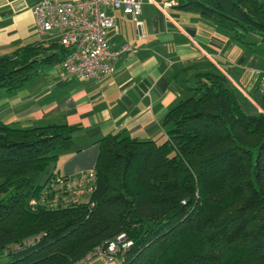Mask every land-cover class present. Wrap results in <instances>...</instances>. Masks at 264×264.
<instances>
[{"label":"trees","instance_id":"16d2710c","mask_svg":"<svg viewBox=\"0 0 264 264\" xmlns=\"http://www.w3.org/2000/svg\"><path fill=\"white\" fill-rule=\"evenodd\" d=\"M175 7L241 40L251 32L264 40V0H176ZM68 51L58 40H37L0 54V89L20 87ZM196 75L167 111L163 141L124 129L98 139L96 187L88 201L65 207L29 199L78 126L0 118V250L7 249L0 264H73L122 233L130 244L118 264H264V96L263 111L249 112L223 73L208 66Z\"/></svg>","mask_w":264,"mask_h":264},{"label":"crops","instance_id":"0c3cea01","mask_svg":"<svg viewBox=\"0 0 264 264\" xmlns=\"http://www.w3.org/2000/svg\"><path fill=\"white\" fill-rule=\"evenodd\" d=\"M37 1L0 0V54L29 42L51 40L34 30L31 6ZM165 1L170 3L164 5ZM175 3L143 0L136 16L139 30L131 15L115 12L118 30L107 29V42L112 46L133 43L135 51L123 56L113 72L98 78H67L55 63L18 88L0 89V118L6 123L78 126L71 147L59 152L48 173L75 177L94 169L98 139L121 129L134 138L163 141L167 111L188 95L187 87L208 66L225 75L246 111H263L258 90L264 67L261 35L251 32L241 40L229 27L178 9Z\"/></svg>","mask_w":264,"mask_h":264},{"label":"built area","instance_id":"2783aa9c","mask_svg":"<svg viewBox=\"0 0 264 264\" xmlns=\"http://www.w3.org/2000/svg\"><path fill=\"white\" fill-rule=\"evenodd\" d=\"M143 0H39L31 6L34 19V30L37 35L58 40L69 48L67 55L59 63L63 76L98 78L113 72L117 62L135 51L133 43L126 42L112 46L106 40V31L113 27L118 30L116 11L135 19L137 30L140 21L136 19ZM170 1H165L168 5ZM110 10V11H109ZM48 35V36H47ZM50 40V41H51ZM258 90L264 96V67L260 70ZM96 187L94 169L82 171L71 177L54 173L43 184L41 190L29 199L31 206L48 208L65 207L69 204L88 201ZM33 237L23 240L28 243ZM130 241L124 234L114 240L96 245L85 256L73 264H118L119 252L123 251ZM18 243L9 248H15ZM6 248L0 250L5 254Z\"/></svg>","mask_w":264,"mask_h":264},{"label":"rangeland","instance_id":"374dc122","mask_svg":"<svg viewBox=\"0 0 264 264\" xmlns=\"http://www.w3.org/2000/svg\"><path fill=\"white\" fill-rule=\"evenodd\" d=\"M48 170H50V164L39 174L38 182L42 183L45 180ZM99 263L100 261H96L94 264H99Z\"/></svg>","mask_w":264,"mask_h":264}]
</instances>
